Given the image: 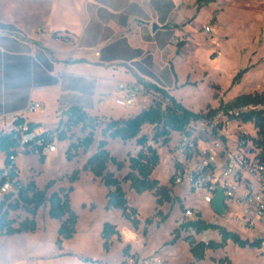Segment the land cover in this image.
Masks as SVG:
<instances>
[{
  "label": "crops",
  "instance_id": "crops-1",
  "mask_svg": "<svg viewBox=\"0 0 264 264\" xmlns=\"http://www.w3.org/2000/svg\"><path fill=\"white\" fill-rule=\"evenodd\" d=\"M26 1L25 15L5 17L0 13V125L6 130L13 128L17 116L24 117L26 122L39 123L35 128L38 133L54 129L61 119L67 118L64 111L73 104L82 105L91 115L106 120L126 118L145 108L142 104L126 108L115 102L127 84L139 82L149 88L158 85L176 98L175 90L185 84L193 68V63L189 66V58L184 57V50L180 52L174 41L184 32L188 36L193 34L194 26L189 22L195 14L193 0ZM184 4L186 8L182 10ZM178 63L186 65L183 79ZM31 100L43 102L44 109L29 111ZM51 109L52 123L34 116ZM134 140L109 138L108 148L111 151L114 141L126 146L125 142ZM27 154L19 155L16 162L22 180L19 161ZM4 165L5 156L0 152V171ZM109 168L114 171L111 163ZM156 169L153 177H157ZM83 175L88 182L102 185L105 195L101 203L104 217L97 226H93L95 211L101 206L95 200L83 201L82 210L89 215L88 219L83 222L78 213L76 233L64 239L60 247L57 236L61 220L44 214L41 221L40 207L34 231L0 235V264H122L126 245H130L127 254L146 257L159 251L163 264L177 263H169L166 249L171 247L170 252L174 253L179 246L162 245L171 236L151 247L157 223L155 227L151 224L146 234L143 223L138 228L127 226L124 231L120 225V221L124 224L122 211L105 207L108 187L90 171H84ZM83 177L74 182L71 194ZM123 186L126 190L124 182ZM71 206L76 211L72 201ZM155 207L156 202L153 212ZM115 213L121 215L119 221L110 218ZM27 215L26 212L23 218ZM106 221L115 223L120 231V237L114 236L109 250L104 248L101 235ZM95 239L98 245L94 246Z\"/></svg>",
  "mask_w": 264,
  "mask_h": 264
},
{
  "label": "rangeland",
  "instance_id": "rangeland-1",
  "mask_svg": "<svg viewBox=\"0 0 264 264\" xmlns=\"http://www.w3.org/2000/svg\"><path fill=\"white\" fill-rule=\"evenodd\" d=\"M26 3V0H0V13L5 17L25 15ZM185 8L184 4L181 9L185 10ZM193 8L194 17L189 19V22L194 26L193 34L188 36L184 32L174 39L180 47V52L184 50V57L189 58V66L193 63V68L189 72L185 84L175 90L176 98L189 109L205 112L211 108H219L221 103L228 102L239 94L262 92L264 90V0H193ZM207 27H210L211 30L208 31ZM178 66L183 79L186 65L178 63ZM245 67L248 70L239 81L233 83L236 75ZM1 86L0 80V88ZM157 102L166 105L169 100L154 88H149L144 84V91L140 95L138 105L142 104L143 107H148ZM34 116L46 118L50 123L54 119L52 109L44 114L35 113ZM106 121L99 117L96 123L98 127L95 131L94 143L91 146L93 149L90 147L87 152L81 151L72 160L67 159L66 156L69 143L84 136L89 129L83 130L81 124L68 128V125L63 123L60 130L65 132L67 138L61 140L59 137L61 132L54 133L57 151L44 155V157L31 153L20 158L19 165L24 182L34 178L37 184L44 188L49 180L54 179L55 183L48 189V193L61 187H69L71 185L69 175L75 168L82 167L87 158L96 150L99 140L103 137L102 126ZM245 126L255 133L251 123L246 122ZM154 133L155 128L151 124H146L141 131V134H146L149 137V142L158 149L160 163L155 171V176L160 179L161 183H167L166 185L170 188L171 200H164L158 204L154 190H150V194L138 193L130 187V181L124 180L128 202L139 209L144 227L148 229L151 224H154L155 227V223H157L150 246H157L162 240L171 236L162 245L175 246V248L179 246L174 253L170 252L171 247L166 249V259L169 263L177 262L174 264H264V252L260 247H241L231 240L224 248L208 249L203 260L196 261L194 259L189 244V238L192 235L178 227L177 217L185 212L188 205H191L195 208L199 207L202 210V217L213 222L215 219H213L212 206L199 200L195 192H190L183 185L174 186L172 182L170 149L174 143L176 131L172 132L168 143H163V138L155 142L153 140ZM117 142L114 141L111 144V152L118 153L116 156L120 155L119 158L125 161V166L119 170L115 164L110 163L116 175L123 179L130 170V155L137 154L141 146L135 140L125 142L126 146L119 145ZM84 171L80 173V177H84L78 183L76 191L71 194L72 204L77 214L81 215L83 222L88 219L89 215L82 210V202L91 199L101 206L105 198L102 185L88 182L87 176L83 175ZM154 202H156L155 212H153ZM45 206L43 205L39 212L41 221L45 215L47 218L49 217V204L47 203ZM100 208L95 211L94 228L104 217L103 207ZM158 210L160 211L158 212ZM151 212L153 213L151 214ZM25 214V210L20 208L13 211L11 216L23 219ZM120 216L115 213L110 218L119 221ZM147 217L153 219L149 224L145 222ZM122 219L124 224L120 221V225L124 231L127 226L133 227L128 219L124 217ZM217 223L223 225L219 220ZM232 230L246 238V233L239 226ZM194 238L196 240L220 241L221 235L218 230L208 229ZM95 245H98L96 239Z\"/></svg>",
  "mask_w": 264,
  "mask_h": 264
},
{
  "label": "trees",
  "instance_id": "trees-1",
  "mask_svg": "<svg viewBox=\"0 0 264 264\" xmlns=\"http://www.w3.org/2000/svg\"><path fill=\"white\" fill-rule=\"evenodd\" d=\"M248 70L243 68L234 78L233 83L240 80L243 74ZM152 88L159 91L164 97L168 98V104L164 105L157 102L148 107L143 108L135 115L126 118H110L102 126L103 137L99 140L96 150L87 158L82 167L75 168L69 175L71 185L67 188L61 187L48 193V189L55 183L54 179L47 182L44 188H41L35 179L23 182L19 192L15 194L10 191L4 195H0V235H11L24 231H34L37 228L36 215L43 205L49 204V215L61 220L58 228L57 244L61 247L64 239L74 236L76 233V224L78 214L71 206L70 194L74 190L73 183L79 179L81 171H90L96 177L101 178L108 187L106 194L107 209L119 208L122 215L128 219L134 227L138 228L142 223L140 211L137 207L130 205L128 202L127 192L123 186L124 180L130 181V187L138 193L147 190H154L157 195V203L161 204L164 200H171L170 188L160 182V179L153 177L152 173L160 163V154L158 149L149 142L146 134H141L146 124L154 125L155 133L153 140L158 142L163 138V143H168L171 139L173 131L184 130L192 118H198L206 113L203 111H194L187 108L178 101L169 92L158 86L152 85ZM249 106L246 111L241 112V117L245 122H253L257 129L256 143L264 149V90L255 93H242L232 100L221 103L219 108H225L228 112L231 109ZM217 108H211L207 114H213ZM64 114L66 119H61L59 125L54 129H47L41 133L35 131L40 124L36 122H26L22 116H17L13 121L11 130L2 129L0 132V152L5 156V165L0 171V181H4L7 177L15 178L19 174L14 171V166L10 167V156L16 152L20 125H26L29 131H35L43 136L47 141H53L56 137L55 132L60 131L61 140L67 138L65 132L60 130L63 123L68 125H82L83 130L88 132L79 137L76 141L69 143L66 150L67 159L72 160L83 151L87 152L95 140V131L98 127V116L91 115L82 105L73 104L69 106ZM121 138L129 140L136 138V142L141 146L137 154L129 157V171L124 175L123 179L119 178L116 173L109 168V163L116 165L121 170L125 166V161L113 155L108 148V139ZM44 157V155H40ZM20 180V179H18ZM22 180V179H21ZM20 180V181H21ZM93 206V205H92ZM24 209L28 215L18 220L11 216V211L16 209ZM160 210H158L159 212ZM199 217L189 221L183 227L192 226L198 233L208 229L218 230L221 240H196L192 235L189 238L190 251L196 261H201L206 257L208 249L224 248L229 240L241 247L252 246L260 247V241L243 238L239 233L227 229L225 226L209 222L202 217L201 211H198ZM151 217L145 218L147 224L152 222ZM147 233V228L144 229ZM103 237V246L109 250L114 242V236L120 237V231L115 223L106 221L101 232ZM175 238L173 239V241ZM130 245L124 247V254L129 251Z\"/></svg>",
  "mask_w": 264,
  "mask_h": 264
},
{
  "label": "built area",
  "instance_id": "built-area-1",
  "mask_svg": "<svg viewBox=\"0 0 264 264\" xmlns=\"http://www.w3.org/2000/svg\"><path fill=\"white\" fill-rule=\"evenodd\" d=\"M207 30L211 28L207 27ZM95 54L98 55L99 51L96 50ZM143 91L144 87L139 82L129 83L115 102L127 108L136 107ZM249 108L244 106L227 112L223 107L217 108L213 114L205 111V115L192 118L184 130L176 131L170 149L171 176L174 186L183 185L190 192H195L199 200L211 204L213 222L219 220L229 230L239 226L246 233V238L260 241L264 252V149L256 143L254 123L249 121L255 129L252 133L241 117V112ZM27 109L43 110L44 103L31 100ZM2 129L0 125V132ZM18 130V145L10 156L9 168L15 165L14 171L19 175L0 181L1 196L10 191L17 194L24 182L16 163L19 155H47L58 150L55 139L47 141L35 131H29L26 125H20ZM220 190L224 194V214L213 206ZM198 211L202 212L188 205L177 222L178 227L197 236L199 233L194 227L183 225L197 219ZM122 264H163V258L159 251L146 257L131 253L124 256Z\"/></svg>",
  "mask_w": 264,
  "mask_h": 264
},
{
  "label": "water",
  "instance_id": "water-1",
  "mask_svg": "<svg viewBox=\"0 0 264 264\" xmlns=\"http://www.w3.org/2000/svg\"><path fill=\"white\" fill-rule=\"evenodd\" d=\"M213 206L216 209V211H218L221 214H224L225 205H224V194H223L222 190H220L218 192L217 196L215 197V199L213 201Z\"/></svg>",
  "mask_w": 264,
  "mask_h": 264
}]
</instances>
